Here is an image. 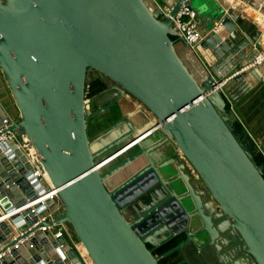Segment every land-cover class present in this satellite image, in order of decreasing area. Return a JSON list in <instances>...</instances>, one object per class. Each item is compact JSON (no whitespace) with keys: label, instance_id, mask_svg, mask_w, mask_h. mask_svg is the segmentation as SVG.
I'll list each match as a JSON object with an SVG mask.
<instances>
[{"label":"water","instance_id":"1","mask_svg":"<svg viewBox=\"0 0 264 264\" xmlns=\"http://www.w3.org/2000/svg\"><path fill=\"white\" fill-rule=\"evenodd\" d=\"M183 1L0 0V77L15 113L8 131L35 149L61 207L53 222L28 230L37 221L29 206L45 191L15 142L2 143L0 245L34 236L0 264H82L66 237L37 231L52 223L92 264H159L148 246L165 242L161 230L188 210L202 229L186 233L174 252L183 256L201 232L229 228L243 253L264 264L260 150L226 110L264 77L256 49L264 0H238L254 12L250 20L215 3L195 49L159 8L171 7L174 17ZM89 70L111 86L93 113L85 108ZM4 119L0 105V125ZM89 121L100 130L92 138ZM211 219L224 226L210 230ZM15 233L23 235L14 240Z\"/></svg>","mask_w":264,"mask_h":264},{"label":"flooded vegetation","instance_id":"2","mask_svg":"<svg viewBox=\"0 0 264 264\" xmlns=\"http://www.w3.org/2000/svg\"><path fill=\"white\" fill-rule=\"evenodd\" d=\"M110 88V84L103 76L89 70L87 72L85 90V108L93 113L99 108L98 104L105 105V96L111 95ZM93 123V121L87 123L86 129L89 138H92L93 135L100 131L94 130ZM191 177L192 180L197 182V177L194 173ZM199 195L202 202L208 200L204 194L199 193ZM188 214L190 215L189 210L182 211L178 218L168 221L167 229L163 226L162 233L164 232L165 236L169 235L165 242L156 248L148 246L152 250L153 255L159 258V264H254L250 256L243 253L242 243L238 235L229 234L230 229L227 227L223 233L218 232L217 224L224 226L222 219H211L210 230L213 229L218 232V236L212 234L209 237L204 232H201L195 239L198 244L191 241L183 247V256L174 252L176 247L185 241L186 233L191 231L198 233L202 229V221L197 215L189 216ZM162 237L159 234L154 239L159 242Z\"/></svg>","mask_w":264,"mask_h":264},{"label":"built area","instance_id":"3","mask_svg":"<svg viewBox=\"0 0 264 264\" xmlns=\"http://www.w3.org/2000/svg\"><path fill=\"white\" fill-rule=\"evenodd\" d=\"M159 8L162 11L163 17L169 18L171 21V25L176 32L180 34L183 38L184 42L195 49L199 43L203 40L204 36L198 29V22H197V12L191 7L190 0H184L174 17L170 15L171 7H167L165 5H159ZM259 56H263L260 60V64H264V53L259 54ZM229 102V101H228ZM12 124V121L4 119L0 125V149L2 143H8L10 141L15 142L17 149H19L24 156L26 157L27 161L30 163L31 167V177L35 180L38 184L39 189H43L45 191V195L37 199L33 204L29 206L31 209V213L36 218V222L28 228L31 230L35 228L41 223L46 221L53 222L52 214L55 212H59L61 210L60 206L56 208L54 212H45L47 208L50 206H46V202L50 201L54 203V200L57 199L56 193L52 190L47 175L42 171L41 166L39 164L38 157L35 153V149L31 146L29 141L25 136H21L17 138L13 132L8 131V127ZM258 147V146H257ZM259 148V147H258ZM260 154L264 158V154L260 151ZM43 183L48 184L50 190L46 191L43 188ZM36 207H45L46 210H43L41 213L36 212ZM38 232L41 233H49L54 239L61 238V237H68L65 231L63 230L62 226H58L52 223L50 226H41L37 229ZM24 233V232H23ZM23 233H16V236L13 237L15 240L17 236H22ZM34 233L27 235L24 239L18 241L11 247H6L4 250L5 244L0 245V259H2L6 254H9L11 250H16L20 245L24 242H29L31 238H33ZM69 238V242L71 246L77 253L79 260L82 264H92L91 261L87 258L86 252L82 246L77 245L73 242L71 237ZM29 248H33L32 245Z\"/></svg>","mask_w":264,"mask_h":264},{"label":"crops","instance_id":"4","mask_svg":"<svg viewBox=\"0 0 264 264\" xmlns=\"http://www.w3.org/2000/svg\"><path fill=\"white\" fill-rule=\"evenodd\" d=\"M214 3L229 4L235 10H240L242 14H246L250 20L251 11L243 2L238 0H212ZM191 7L197 12L198 29L203 36L211 28L212 21L210 18V10L213 6L211 0H190ZM256 19V18H255ZM255 21V20H254ZM258 54L264 53V33L261 36V44L256 47ZM0 105L5 111L7 118L12 121L15 115L13 109V101L5 82L0 77ZM229 108L233 110L238 118V125L241 130H245L251 142L264 154V77L261 83L252 89L248 94L242 97L236 103L229 101ZM122 158H120L121 160ZM16 236V233L13 235ZM68 239V237H66ZM10 240V239H9ZM76 244V241L73 239Z\"/></svg>","mask_w":264,"mask_h":264},{"label":"rangeland","instance_id":"5","mask_svg":"<svg viewBox=\"0 0 264 264\" xmlns=\"http://www.w3.org/2000/svg\"><path fill=\"white\" fill-rule=\"evenodd\" d=\"M212 4L214 5L215 3L211 0ZM102 142H105V136L102 137ZM95 148V144L93 145V149ZM43 188L46 190V191H49L50 188L48 186V184L46 183H43ZM58 205L60 206L59 202H57V199L54 200V203H52L45 212H54L56 210V208L58 207ZM61 208V207H60ZM72 239V238H71ZM69 241V238L67 239Z\"/></svg>","mask_w":264,"mask_h":264},{"label":"trees","instance_id":"6","mask_svg":"<svg viewBox=\"0 0 264 264\" xmlns=\"http://www.w3.org/2000/svg\"><path fill=\"white\" fill-rule=\"evenodd\" d=\"M228 109H229V107L227 106L226 110H228ZM235 129L237 132H239L241 130L240 126L238 124L235 125ZM254 158H255V161L258 165H261L264 167V158L262 157V155L260 153L255 154ZM263 176H264V170H263Z\"/></svg>","mask_w":264,"mask_h":264},{"label":"bare ground","instance_id":"7","mask_svg":"<svg viewBox=\"0 0 264 264\" xmlns=\"http://www.w3.org/2000/svg\"><path fill=\"white\" fill-rule=\"evenodd\" d=\"M84 249V248H83Z\"/></svg>","mask_w":264,"mask_h":264}]
</instances>
